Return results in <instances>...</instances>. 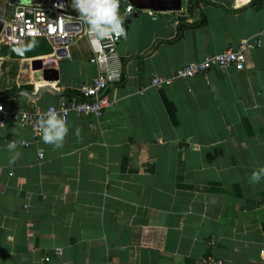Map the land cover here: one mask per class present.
Wrapping results in <instances>:
<instances>
[{
    "label": "crops",
    "instance_id": "obj_1",
    "mask_svg": "<svg viewBox=\"0 0 264 264\" xmlns=\"http://www.w3.org/2000/svg\"><path fill=\"white\" fill-rule=\"evenodd\" d=\"M50 1L0 0V19ZM133 1L120 0L139 15L125 19L124 78L102 116L71 113L60 147H24L17 122L1 130L0 264H264V179L249 181L264 165V0ZM244 40L260 44L242 71L152 85ZM9 47V107L47 110L98 74L85 38L68 58L12 60Z\"/></svg>",
    "mask_w": 264,
    "mask_h": 264
},
{
    "label": "built area",
    "instance_id": "obj_2",
    "mask_svg": "<svg viewBox=\"0 0 264 264\" xmlns=\"http://www.w3.org/2000/svg\"><path fill=\"white\" fill-rule=\"evenodd\" d=\"M70 4L71 0H51L46 6L20 5L9 19H5V28L0 42L10 46L23 44L29 38H46L55 51H63L60 58H68L70 44L76 39L85 38L91 52L90 61L98 67V74L91 83L83 84L76 95L71 98L64 97L53 106L66 115L67 120L71 113L100 117L111 105L108 89L120 84L124 78L123 59L117 49L124 36H114L93 47L90 43L93 37L88 33L87 26L81 23L79 16L68 10ZM133 11L134 7L128 5L122 15L126 19ZM259 44L260 42L252 43L244 40L237 49H228L206 56L203 60L190 63L165 77L154 76L152 85L158 87L169 85L178 79L206 74L214 68L221 70L235 68L242 71L246 66L248 51ZM45 111H26L18 107H9L0 98V132L8 122L27 126L31 129L32 140L31 142L23 140L22 145L26 148L30 147L41 138L39 120ZM40 157L42 158L43 154H40ZM57 251V254H61V250ZM46 260L49 261L50 256L46 257ZM209 264L223 263L210 258Z\"/></svg>",
    "mask_w": 264,
    "mask_h": 264
},
{
    "label": "clouds",
    "instance_id": "obj_3",
    "mask_svg": "<svg viewBox=\"0 0 264 264\" xmlns=\"http://www.w3.org/2000/svg\"><path fill=\"white\" fill-rule=\"evenodd\" d=\"M71 7L78 13L81 23L87 26L93 37L90 40L93 47L114 36H126L125 17L119 10L120 0H71ZM39 128L44 143L60 147L69 131L67 116L50 106L41 116ZM7 148L13 153L11 161L20 157L16 141H10ZM262 179L264 165L252 172L249 181L259 183Z\"/></svg>",
    "mask_w": 264,
    "mask_h": 264
},
{
    "label": "water",
    "instance_id": "obj_4",
    "mask_svg": "<svg viewBox=\"0 0 264 264\" xmlns=\"http://www.w3.org/2000/svg\"><path fill=\"white\" fill-rule=\"evenodd\" d=\"M134 2L133 0H131ZM137 6V5H136ZM180 8V0L179 6ZM137 8H141L140 5ZM139 15L138 12L134 14H129L126 18V23H129L128 18H134ZM5 28V20L0 19V37ZM128 28V27H126ZM10 58L12 60H33L40 59L47 56H61L63 51L56 50L53 48V45L46 38H29L23 44L19 45H10L9 47Z\"/></svg>",
    "mask_w": 264,
    "mask_h": 264
},
{
    "label": "rangeland",
    "instance_id": "obj_5",
    "mask_svg": "<svg viewBox=\"0 0 264 264\" xmlns=\"http://www.w3.org/2000/svg\"><path fill=\"white\" fill-rule=\"evenodd\" d=\"M6 51L8 52V49L5 48V52H6Z\"/></svg>",
    "mask_w": 264,
    "mask_h": 264
},
{
    "label": "bare ground",
    "instance_id": "obj_6",
    "mask_svg": "<svg viewBox=\"0 0 264 264\" xmlns=\"http://www.w3.org/2000/svg\"><path fill=\"white\" fill-rule=\"evenodd\" d=\"M5 45H7V44H5ZM1 67V66H0Z\"/></svg>",
    "mask_w": 264,
    "mask_h": 264
}]
</instances>
